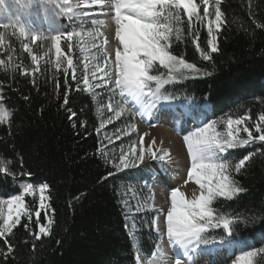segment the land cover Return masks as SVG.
I'll list each match as a JSON object with an SVG mask.
<instances>
[{"label":"trees","instance_id":"trees-1","mask_svg":"<svg viewBox=\"0 0 264 264\" xmlns=\"http://www.w3.org/2000/svg\"><path fill=\"white\" fill-rule=\"evenodd\" d=\"M197 3L203 17V5L200 0ZM220 8L226 23L218 34L219 50L211 53L207 61L193 43L196 40L201 49H208L205 19L193 17L189 28L188 19L180 10L184 32L181 40L173 39L172 51L203 71L185 70L184 77L168 83L162 91L198 105L208 101L211 118L218 122L220 131L229 116L235 119L250 115L252 119L246 123L254 136L259 135L254 125L264 113V27L257 24L264 25V0H221ZM59 24L64 26L62 20ZM0 31L5 32L4 44L0 46V59L5 65L11 57L14 66L29 72L37 67L24 51L22 45L27 42L17 29L15 35L10 26ZM28 44L33 54L43 57L38 65L40 71L35 74V86L33 76L21 75L19 67L12 71L0 66V96L13 113L10 121L0 123V159L10 161L9 167L16 174L15 179L0 174V196L18 194L25 182H46L50 185L47 202L55 209V223L49 236L36 240L29 233L39 232L33 214L29 230L21 225L8 237L14 251L7 259V245L0 239V264H135L137 248L127 232L123 203L134 176L125 170L117 171L103 147L95 95L84 90L82 83L85 70L81 43L74 37L73 50L68 53L67 43L61 40V48L73 59L77 80L81 81L79 90L71 79L72 70L67 74L64 71L66 61L57 70L55 54L51 51L44 56L51 48L47 40ZM166 72L157 65L153 74ZM66 77L70 90L65 87ZM65 91H69L66 107L77 113L73 122L68 120L66 108L61 107ZM81 122L86 126L81 127ZM240 136L246 138L245 133ZM248 153L254 155L246 166L239 173H231L242 191L231 199L219 198L213 205L217 215L233 219L232 235L227 237L222 227L209 228L207 238L212 241L227 237L234 242L250 237L248 247L259 249L264 247V142L229 149L227 156L238 162ZM25 199L34 213L36 201L28 196ZM147 215V233L136 231L145 258L157 242L151 230L152 213ZM133 220L136 225L139 223L137 217ZM23 222L28 223L27 218ZM40 222L46 223L43 213ZM258 260L264 264V254Z\"/></svg>","mask_w":264,"mask_h":264},{"label":"snow or ice","instance_id":"snow-or-ice-1","mask_svg":"<svg viewBox=\"0 0 264 264\" xmlns=\"http://www.w3.org/2000/svg\"><path fill=\"white\" fill-rule=\"evenodd\" d=\"M21 9L31 10L34 0H15ZM49 3L55 0H47ZM4 0H0L3 4ZM92 5H107L112 13L111 19L115 24V39L119 42L115 49L114 65L109 67V60L111 57L101 52L104 60L103 67L97 62L93 67L95 71L92 72V77L98 80H104L109 83L114 80L113 92L119 91V94L124 99L125 103L113 106L108 105V111L113 113L109 116L107 122L113 119L120 118L125 112H131L133 109L140 112L141 117H144L146 112H151L159 100H169L173 97L165 95L162 89L165 85L171 82L178 81L184 77L185 70L200 73L203 70L198 68L195 64L189 63L183 56L175 55L172 51L173 39L179 41L182 39L184 29L182 27V20L180 10H183V15L187 17L189 28L193 17L203 19L210 17L209 0H200L203 4V17L200 16V4L197 0H91ZM221 0H215V18L208 19L207 27L209 31L208 49H201L198 41L194 40L197 50L200 52L201 58L205 61L211 59V53L217 52L218 49V34L222 30V26L226 23L224 14L220 8ZM91 5L85 4L83 7L87 8ZM57 7L60 8L61 13L67 17L70 22L79 19L81 16H88V12H81V4L79 0L73 5L72 0H59ZM105 21L103 19H92V27L84 30V24L81 22L80 31H63L58 34L43 36L33 32L30 36L32 42L47 39L51 41V48L49 52L44 53V56L54 49L55 54V68L57 70L64 66V71L67 74L69 69L71 72V79L78 85L81 81L77 80L76 69L73 65L71 56L61 48V40L67 43V52L73 50V38H77L81 43V51H85L86 46L89 48H96L98 51L102 47L96 43V40L102 34L97 31L96 25L103 26ZM213 26L217 35H213ZM8 24L0 23V28L7 29ZM257 27H264V25L257 24ZM16 28L19 30V36L28 38L30 29L23 23H18L13 28V35L16 34ZM75 29V25H74ZM5 32L0 31V46L4 44ZM104 43L108 41L105 39ZM25 52L31 56V60L37 67L33 68L31 72L22 66H14L9 57L7 65L5 61L0 59V66L6 70L15 71L20 68L21 75H32L33 85L35 86V74L40 71L38 65L42 56L33 54L32 49L28 43L22 45ZM93 60L97 57L93 55ZM166 69V73L153 74L156 66ZM88 65L85 64V74L82 83L85 85L84 90H90L88 78ZM102 73V76H97V73ZM111 73V75H110ZM107 77V80L104 78ZM154 85V87H153ZM97 87L100 84L96 85ZM59 89V81L56 83ZM65 87L70 90L67 77L65 79ZM28 99L27 96L24 97ZM69 103V91H65L62 108H66L69 113L68 120L74 121L77 113L66 106ZM131 104V108L126 105ZM12 111L9 110L3 103V98L0 96V123L10 121ZM250 115H244L240 118H232L229 116L223 122L224 130L220 131L217 128V121H209L203 127H199L195 132L184 136V143L190 157V167L187 168V184L192 181L200 189L198 195L194 198L187 199L185 193L179 189H172L170 191V207L167 209L166 215L163 217L165 227L163 230L157 228L161 236H167L169 244L174 248L182 250V256L177 255L174 264H194V254L197 253L199 245H208L210 243H219L220 245H232L234 242L230 239L221 238L219 241H210L207 238L209 228L222 227L227 237L232 235L233 219L217 215L213 205L219 199H231L234 195L242 191L237 182L232 178V171L239 173L242 168L246 166V162L254 155L248 153L234 162L228 159L227 153L229 149H235L238 146H245L256 141L264 142V113L257 117V122L254 125L255 132L259 135H253L251 127L246 121L251 120ZM74 128L76 124L72 125ZM81 127L86 125L81 122ZM130 130H134V126H130ZM246 134V138H242L240 133ZM119 139V137H117ZM155 140L151 141L147 146L144 143V136L140 137L139 148L135 144L130 147L128 152H122L119 157V163H115L117 171L122 168L138 167L144 162L145 153L153 159L165 161L169 157V153L162 148H154ZM159 153H163L160 155ZM10 161L0 159V174L16 178V174L9 167ZM22 175L31 176V173H22ZM109 176L113 173H109ZM104 177L103 179H106ZM50 190L48 183H42L38 188H34L33 184L27 183L22 186V190L18 194L11 195L7 198H0V239H3L7 245V251L4 253L5 259L14 248L9 242L8 237L14 235V229L18 226H23L29 230V225L32 223L33 214L36 217L35 223L39 228V232H31L36 240H40L41 236H49L52 227L55 223L54 213L55 209H51L47 202L50 195H46ZM38 191L39 205L35 212L31 210L30 205L26 202V196L33 195ZM49 210L51 215H49ZM44 214L45 224H41L40 217ZM27 218L28 223L23 221ZM153 227H156V222L153 221ZM27 242V241H25ZM35 245H33V250ZM160 254L163 255V250L159 249ZM138 253L140 249H137ZM264 254V247L259 249H250L242 252L237 256L238 264H259L258 257ZM155 256L156 253L154 252ZM137 264H140L139 255L137 256Z\"/></svg>","mask_w":264,"mask_h":264},{"label":"rangeland","instance_id":"rangeland-1","mask_svg":"<svg viewBox=\"0 0 264 264\" xmlns=\"http://www.w3.org/2000/svg\"><path fill=\"white\" fill-rule=\"evenodd\" d=\"M76 2L77 0H72L73 5H75ZM79 2L81 4L79 11L88 12L89 15L81 16L79 19L74 18V21L70 22L67 17L61 13L60 8L57 7L59 0H55L53 3H49L47 0H34L31 10L21 9L15 0H4V3L0 4V23L8 24L13 28L18 23L25 24L30 29L29 37H23L28 43L31 41L30 36L33 32L47 37L63 31H80L81 29L79 26L81 22L84 24V30H87L92 27V19H103L105 21L103 26H95L97 31L102 34L96 40V43L102 46L100 50L98 51L96 48H89L86 46L85 51H81L83 54L84 70L85 64L88 65L87 74L89 84L91 85L89 91L95 95L97 113L100 119L99 132L101 134L102 144L105 151L110 153L109 159L113 166L115 163H119L121 153L128 152L133 144L139 148L141 135L144 136L145 146L155 140L154 148H162L165 152L170 154L165 161H161L159 159L153 160L146 152L142 164L138 167L122 168L121 171H128L134 176L133 182H130L128 189L125 191L123 203L128 222L127 232L135 243L134 247L140 249L139 253L137 251L136 257L139 255V258H142L143 261H141V264H148L146 261L148 258L145 260L139 246L140 242L136 240V231L140 230V233L141 231L147 233L149 229L146 225L147 214L152 213L153 217L150 221L151 230L157 236V244L154 245L152 254L155 252L156 257H163L165 260H168V263L173 262L172 264H174L177 255L179 254L182 256V250L179 251L177 248H174L169 244L167 236H161L157 231V228L160 230L164 229L165 224L163 217L170 207L169 199L165 197L168 195V189L165 188V181L164 184L162 183L158 176V172H162V174L169 179L179 178L187 173V168L190 167L191 162L184 143V136L195 132L197 128L203 127L205 123L213 121L209 116V104L204 103L200 106L189 100L181 102L176 98L159 100L156 107L153 108L151 112H146L143 118L140 112L133 109L131 112H125L120 118L105 123L108 117L113 115V113L108 111L109 103L115 106L124 104L125 101L118 90L113 92L114 80L105 83L104 80H98L92 77V72L95 71L93 65L99 62L101 67H103L104 60L101 56V52H103L111 57L109 60V67L111 68L114 65L115 49L119 42L115 39V24L111 19L112 13H110L109 7L106 4L92 5L91 0H79ZM85 4L91 5L90 8L83 7ZM209 8L210 17L204 18L208 40L210 36L207 23L209 18H215V0H209ZM60 20L63 21L64 26L59 24ZM16 29L18 30V28ZM213 35H216L215 26H213ZM105 39L108 41L107 44L104 43ZM47 41L51 47V41ZM52 52L54 53V49H52ZM93 55L97 57V60L92 59ZM102 75V73H97V76ZM104 79L107 80V77ZM97 84H100V86L97 87ZM101 100L103 102H99ZM126 107L131 108L132 106L128 104ZM184 109H187L190 114L180 116L181 113L184 112ZM172 110H175L176 113H173ZM184 123H186L187 127H190L185 128L186 125ZM130 126H134V130H130ZM162 130H165V136L163 137L162 135H158ZM117 137H119V139H117ZM159 154L162 155L163 153ZM114 168L116 169L115 166ZM138 179L140 182L137 184ZM185 179L187 180V178ZM159 181L162 185L159 184ZM27 183L29 182H25L23 185ZM33 186L34 188H38L39 185ZM185 188L186 191H184ZM185 188L181 189V192L183 190L187 199L194 198V195H198L200 192L199 187L197 185L195 186L192 181H189L185 185ZM156 191H159V194H157ZM162 192L164 194H162ZM39 195L40 193L36 191L33 195L28 197L34 199L36 204L39 205ZM46 195H48V193H46ZM9 196H0V198H7ZM135 217L139 220L137 225L133 220ZM153 221L156 222V227L152 226ZM212 241H219V239H213ZM156 246L157 249L159 246V249L163 250V255L156 249ZM199 249L200 250L194 254V264H238L237 256L251 248L248 247L245 240H239L232 245H220L219 243H210L208 245L201 244L199 245ZM155 256L149 264H155V262L153 263Z\"/></svg>","mask_w":264,"mask_h":264},{"label":"bare ground","instance_id":"bare-ground-1","mask_svg":"<svg viewBox=\"0 0 264 264\" xmlns=\"http://www.w3.org/2000/svg\"><path fill=\"white\" fill-rule=\"evenodd\" d=\"M96 7V6H95ZM90 8V7H89ZM111 13V12H110ZM105 16V15H104ZM109 16V15H108ZM110 35V34H109ZM111 51V50H110ZM182 111V110H181ZM172 112L173 113H176V111L175 110H172ZM190 113H189V111L186 109H184V112L183 113H181V115L180 116H183V115H189ZM146 118V117H145ZM185 125H186V123H184ZM188 127H190V126H188ZM187 127V125L185 126V128H188ZM158 135H162V137L163 136H165V130H162V131H160L159 133H158ZM159 136V137H160ZM162 137H160V138H162ZM160 140V139H159ZM163 142V141H162ZM187 174V173H186ZM185 174V175H186ZM185 175L184 176H180L179 178H167V177H165L163 174H162V172H158V176L160 177V179H161V181H162V183L164 184V181H165V188L166 189H168V195L167 196H165L166 198L168 197V199H169V196H170V191L172 190V189H174L175 188V186H176V188L175 189H180V191H181V189H183V188H185V185H186V183H185V181H186V179L185 178H187V175H186V177H185ZM162 183L159 181V184H161L162 185ZM195 184V183H194ZM196 186V185H195ZM161 187V186H160ZM173 187V188H172ZM184 191H186V188H185V190ZM182 192H183V190H182ZM156 193L157 194H159V191H156ZM184 193V192H183ZM162 194H164L163 192H162ZM169 202H170V199H169ZM169 249V248H168ZM167 251V250H166ZM169 251V250H168ZM155 262V264H172L173 262H171V263H168V260H165V258H163V257H156L155 256V260L153 261V263Z\"/></svg>","mask_w":264,"mask_h":264}]
</instances>
